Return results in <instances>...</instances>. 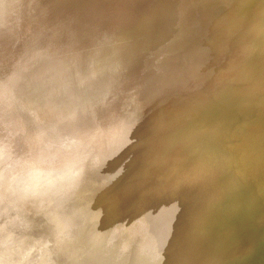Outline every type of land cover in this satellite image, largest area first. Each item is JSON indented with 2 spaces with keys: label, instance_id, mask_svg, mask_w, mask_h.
<instances>
[{
  "label": "bare ground",
  "instance_id": "bare-ground-1",
  "mask_svg": "<svg viewBox=\"0 0 264 264\" xmlns=\"http://www.w3.org/2000/svg\"><path fill=\"white\" fill-rule=\"evenodd\" d=\"M13 1L14 0H11V3H9L10 1L0 3V12L7 10L10 5L14 3ZM133 1L135 0H126L124 5L119 8L120 10L114 14L113 20L109 17L104 20L105 24L109 22H121L118 24H123V26L126 24L125 28H128V31L150 27L148 34H146L149 38L145 40V44H152V42H155L153 40L154 37L152 38L153 34H156L158 37H168L169 33L172 35L171 31L173 30L170 31L169 28L172 23L171 20L175 18L174 13L171 12V10H167L169 9L166 8L167 5L162 6L160 14L164 17H169L170 24L165 23L166 25L164 26H158L156 19L154 20L150 13L147 14L152 11L154 7L152 6L150 8L151 10L143 15L141 14V9H139L141 10L140 12L133 15L135 9L138 8L133 6L139 5L138 3L136 4L137 1ZM166 1V3L169 4V0ZM238 1L239 0L235 2L238 3ZM245 2L247 1L245 0ZM56 3L59 4V0H51L50 2H46L43 8L45 11L48 10L49 12ZM233 4L235 6V3ZM229 5H231V3H229ZM182 6V11H184L189 7V4L183 1ZM59 7L55 6L52 10L55 11V8ZM14 8L17 10L16 6H14ZM90 8L91 7H88L84 16H75L78 24L70 29L72 35L75 34L74 36H80L90 30H94L95 25L104 24L102 21L99 22L100 19L98 18L97 22H95L96 14L94 13V9ZM103 11L109 13L108 10ZM76 12L78 14L79 9H77ZM52 14L54 15L55 12L52 13L51 11V15ZM239 16L240 18L242 17L241 15ZM238 18L237 16V19ZM67 20L68 19L62 16H57L50 24H46L48 26L46 29L51 31L49 35L50 39L62 34L61 37L64 36L67 40L66 32L69 30H67L64 35V32H62L63 29L60 27L61 25L58 28L52 27V23L55 21H60V23H62ZM241 20H243V17ZM26 22L28 23L29 21L27 20ZM176 24L178 25V23ZM176 24H173V27H175ZM2 25L9 24L2 23ZM53 25L56 26V24ZM66 25L69 26V22ZM66 25L63 27L64 29ZM242 25L243 23L241 26ZM3 26H0V44H2L1 42L4 43L3 36L5 34L10 33L9 35H12V32H6V27L4 28ZM43 27L44 26H40V28ZM35 28L37 27L34 25V29ZM40 28L38 29L40 30ZM178 29L186 31L180 24L177 26V31ZM7 30H9V28ZM43 30L45 33V29ZM38 32L37 34H40L41 31ZM47 32L49 33V31ZM47 32L46 34L48 35ZM183 33L184 32H182V34ZM125 34L127 36L126 30ZM173 34L176 35L178 33L176 32V34ZM216 34L217 33H213V35ZM11 37H19L17 40L22 38L17 31H15V34ZM39 38L40 36L38 37V41L40 40L41 42L42 36L40 39ZM44 38L46 39V36H44ZM238 39L239 38H230L229 40L227 39L225 43H223L224 40H217V48L222 47L225 51L235 48L238 50L237 52H240L244 47L238 43V41L241 40ZM22 40L24 39H20L21 42ZM35 40L36 39H34V41ZM52 40L55 41L56 39ZM66 40L61 42H66ZM38 41L33 44L29 43L30 46L28 45L29 48L26 49L22 47V44L21 52H15V54H18L17 59L21 58L24 62L25 57H28L26 56V52L30 51L33 55L35 54L34 57L32 55L33 58L29 55L30 57L26 59L28 63L25 62V64H27V66H24L26 69L24 67H19L21 69H19V71L18 69L16 70L15 66H17L18 63L16 62L14 69L17 74L14 73V76H7V78L4 77V79L2 78V80H0L3 89L10 90L13 94L12 96H15L17 94L12 89L14 84H18V80H22L21 78L24 77L26 71L32 74V76L30 75V80H27L28 84L26 83V91H31L32 93L26 95L23 97V100L20 101L23 105H27L25 117L29 119V126L20 128L22 125L20 124V120H16V123L12 121L9 125H17L15 126L17 130L6 134L5 129L9 125L5 122L9 120L4 121V112L2 113L3 110L0 108V264H224L223 258L226 257L224 255L227 252L229 258L231 254L235 255H231V258H235L237 254L239 258V256L242 255L241 253H237V251L231 249L232 247L225 245V243H229V239L232 237L235 238L236 236L238 237V235L232 232L230 233L228 229L220 228L211 218H208L205 213H203L201 207L198 205V202L204 199L202 193L196 198L188 196L186 193L185 181H183V177L178 172L176 157L167 159L154 157L153 154H144L145 152L142 146L147 143L152 145V141L154 140L148 139L151 133H154L151 131L152 126L154 130L156 127L150 119L144 118V113L141 114L143 107L132 108L127 104H123L124 106L120 104V106L118 104L120 102V91L116 90L119 93H115L114 91L112 94L113 87L110 86V83H104L93 77L91 64L84 62V64H86L85 66L88 67V71L86 67L81 65V68L84 67L85 70L82 71L83 68L81 69L79 65V70L76 67L78 64L77 60V64L74 61L76 57H67L70 55L68 54L69 52L67 53L68 55H64L63 57V54H66L64 52L68 50L67 48L73 45L72 40H68V43L71 42V46H69L70 44H63L60 42L61 46L66 49L60 46L61 49H59H63L64 51L62 50L63 52L60 53L61 51L59 49L56 50V53H58V55L55 53L57 57L61 54L57 61L59 64H57L58 67L56 66V69L58 68L60 70L61 76V68L69 69V66L72 65L71 59H73V63H75L74 67H76L79 72L77 71V73L76 69L72 67L73 70H69L68 72L71 75L76 72L77 75H73V78L70 76L69 78V73L64 71L66 74H62V77L58 79L68 83H70V81L79 83L80 81L83 82L84 85L81 83L80 88L77 86L78 89H76L75 92L73 91L75 87L73 90L71 89L73 88V84L70 86L65 83L63 92L68 93L69 97L67 99L68 101L66 100L64 103L62 102V104L57 100V95H54L60 92L52 94V91H50L51 86L57 84V78L56 83H53V79H47V77L51 76L52 71L51 73H49V71V74L46 75L45 69H43H47L45 66L48 62L49 64L47 66H49L51 60L48 61L47 56L46 59L43 57L45 60L42 58V61L40 60L41 53L49 50V45H52L54 41L52 42L49 40L48 46H38ZM13 42L14 41L11 43ZM5 43L4 45L6 46ZM237 43L238 45H236ZM35 44H37V46ZM181 44H183L181 40L169 42L168 46L171 53L181 52V48L184 47V45ZM54 45L58 46L60 44L57 45V43H53V46ZM74 45L76 46V44ZM50 47L52 48V46ZM177 47L180 50H178ZM3 48L1 49L0 47V61H2L1 58H4L5 55L10 54L9 52H12L13 49L10 48L8 50L6 47L7 50H3ZM72 48L69 50L70 52H72V50L75 51V48ZM238 48H240V50ZM200 49L203 48H191L186 53H180L174 57L170 56L171 58L168 62L171 63V66L175 64L173 66H176L177 69L180 68L183 70L187 68L188 70L191 67L188 66L189 64L187 65L186 61L195 54L194 57L198 54L201 55L204 51L202 50V52ZM176 50L178 51L176 52ZM48 53H45V55L48 54V56H52L50 52ZM55 54H53V57ZM51 56L49 59H52V64L58 58L54 59L56 57L51 58ZM71 56H74L73 52ZM62 57L65 58L64 60L66 61L71 60L69 61L70 63L64 60L63 63L62 60H60ZM30 58L31 61L29 62ZM21 60H19V62H21ZM43 61L47 62L45 63L46 65L41 63ZM60 61L62 64H60ZM39 62L40 65H43V68H41L42 65L39 67L36 66ZM55 63L54 65H56ZM202 64H205L207 68L204 66L201 67L200 65ZM19 65L22 64L20 63ZM206 65L208 64L198 62L196 66L192 67V72L190 69L188 70L189 72H186V69H184L183 71H185V74L180 78L184 88L181 91L186 96L191 95L196 102L193 108L196 112L193 113V116L203 107L205 111L207 109L209 112L214 108L210 100V92L212 89L211 84L213 83L214 85L215 82H209L212 77L214 78V73L212 74L209 65ZM53 68L50 67L48 70L53 69L54 72L55 66ZM171 72L170 69L169 72H156V74H152L148 76V78L150 81L153 80V76H156L154 80L161 79L162 81H160L159 85L168 89L167 82L163 80L162 77L169 75ZM41 74L44 76L42 77ZM56 74L58 77L59 72ZM25 76H27L28 79L29 76L27 74ZM55 77L56 75L54 78ZM154 80L151 82L153 83ZM82 85L83 87H81ZM70 90L73 92L71 93ZM60 91L62 92V90ZM44 99L45 101H43ZM113 99H115V101H113ZM111 101L112 103H109ZM155 102L156 105H160L161 103L159 100ZM107 104H111L109 108ZM171 105L173 106L174 104H169L170 107ZM104 107L108 111H106ZM2 108L4 109V107ZM101 108H103V110ZM4 111H6V109H4ZM79 113L83 115L81 119L87 116L85 118L87 120L85 121L84 119V123L82 124L76 121L80 119L76 118ZM191 117L192 116H190V118ZM8 118L11 117L9 116ZM143 118L147 120L144 121ZM190 118L188 117L187 121H189ZM106 120L109 121L107 122ZM140 120H143L144 124L140 122ZM61 121L66 122V124H62ZM75 121L79 126L74 123ZM80 121L82 122V120ZM104 121L108 123V125L106 123V127L102 124ZM202 121L200 122L198 120V123H202ZM67 124L69 126L68 134L67 132H63ZM35 125H38L40 129H33V131H31ZM101 125H104V127ZM144 125H146V127ZM193 125L189 122L186 131L177 132L178 136L182 137L181 140L185 142H190L192 140V136L195 135ZM196 125L198 127V124ZM143 127L145 129L143 132L147 133L151 131L149 135L147 134L149 137L147 141L146 138L145 140L143 139L146 144H141L140 141V137L142 136L140 131ZM73 128L76 129L73 130ZM199 129H201V126ZM27 130L31 133H27ZM42 131L46 132L43 135L41 134V136L44 137V139H42L43 142H41L42 140L40 141V139H38L40 142L35 141L32 133L40 134ZM199 131L197 129L196 132L198 133ZM144 136L142 137L144 138ZM144 141H142V143H145ZM208 143L209 142L206 144ZM201 147H199L197 151L204 150L205 146L203 147L202 145ZM145 148L146 153L149 152V150L147 151L148 147ZM152 151L150 149L149 153ZM67 152H69L70 155ZM138 159H142L140 161L143 162H141L140 165H134ZM242 186H244L243 183ZM250 197L251 200L249 201L250 203H247V206L249 204L253 205L258 203V197L256 198L252 193ZM241 204L242 203L237 200L233 205L231 204L227 209L228 211L226 213L230 214L226 216V219L227 217L230 218V220L231 218L234 219L235 215L241 216ZM251 207L253 209L254 205ZM248 209L250 210V205ZM223 219H225V217ZM261 219H263V217H261ZM190 220L193 222L191 225L188 224ZM253 221L254 220H252V222ZM232 222L237 229L240 228L237 225V221L235 222L232 220ZM253 228V225L247 227L242 234L248 237L254 233ZM215 230H217L215 236L217 238H214L215 240L212 243L204 247L202 238L206 234L214 233ZM226 250L228 251L226 252ZM235 264H239V259L236 260Z\"/></svg>",
  "mask_w": 264,
  "mask_h": 264
},
{
  "label": "rangeland",
  "instance_id": "rangeland-1",
  "mask_svg": "<svg viewBox=\"0 0 264 264\" xmlns=\"http://www.w3.org/2000/svg\"><path fill=\"white\" fill-rule=\"evenodd\" d=\"M6 1H10L9 3H11V0ZM50 1L51 0H14V3H12L7 10L0 12V26H3L2 23H8L10 27L9 25H4L3 27H6V32H12V35L7 33L5 35L8 36H3V41L4 43L6 42V46L3 42H1L4 48L2 44H0V47L1 49L3 48V50H7L6 47L8 50L13 48V53L9 52L10 54H7L4 56V58H1L0 80H2V78L4 79V77L7 78V76L10 77L17 74L16 70L18 69L19 71V69H21L19 67L23 68L24 66H27L28 63L26 59L30 56L32 57L33 55L30 51V54L29 52H26V56L28 57H25V62L27 63L25 64L24 60H21V58L17 59L18 54L16 53V55L15 52H21L22 47L25 49L29 48L30 44L38 41L39 36L40 38L42 36V41L40 42L39 40L37 42L38 46H48L49 40L53 42L54 40L52 39H56V42L54 41L53 43L60 45L53 46V43L50 42L52 43V45H49L50 51L46 49L47 51H43L44 53H41V57H38H40V60L41 58L45 60L47 56L48 61L51 60L50 65H53L49 66L51 68L55 66V70L57 72L55 70L53 72L54 68L48 70L50 68L47 66L49 62H41L44 63L43 65H46L45 63H47L45 66L47 69L43 68V65L41 64V68L45 69L46 75L52 71L51 76L53 78L50 76L47 77V79L51 78L53 79L52 82L54 81L53 83H56L57 78V84L51 86L50 88L52 94L55 92H60L54 94L57 95V100H59L61 103H64L69 97L68 93L63 92L65 83L66 85L68 84L70 86L73 84V88H71L73 90L75 87L73 91L78 89L77 86L80 88L81 83L84 85V83L80 81L79 84L76 83V81H70V83H68L64 82L63 80H59L60 77H62V74L69 73V70H73L72 67L75 69L79 66L81 68V65L86 67L84 62L91 64L93 77L101 80L104 83H110V86L113 87L112 94L114 91L117 93L118 91L116 90L120 91L119 105L127 104L132 108H137L140 106L143 107L141 114L144 113L143 115L145 117H143L147 118L148 120L150 119L153 125L156 127L154 130L152 126L154 131L151 129V131L154 133H151V131L147 133L143 132V130L145 131L144 127L141 128L142 130L139 129L141 130L140 134H142V136L145 134V136H147L149 133L152 135V137L151 135L149 136L150 138L148 136H144V138L141 136V144H146L144 141L145 138L146 141L148 138V140H154L152 141V145L147 143L146 145L142 146L143 151L145 152L143 153L153 154L154 157L156 156L167 159L176 157L175 159L178 165V172L183 177V181H185V188L188 196L196 198L202 193L204 199L201 202H198V205L201 207L203 213H205L208 218H211L220 228L228 229L230 233L232 232L233 234L238 235V237L236 236L235 238L232 237L229 239V243H225V245L232 247L231 249H234L237 251V253L239 252L242 254V257L239 256L238 258L239 264H264V9H260L264 8V0H246L247 2H245V0H239L241 2L238 1V3H236L237 0H169V4L166 3V0H135L133 2L137 1L136 4L138 3L139 5L133 6L135 8L138 7L136 8L137 11L135 9L133 15L137 12H140L141 10V14L143 15L151 10L150 8L153 6L154 9H152V11L148 12L147 14L150 13L153 19H156L158 26L170 24L169 17H164L162 14H160L162 6L167 5L166 8H169L167 10H171V12L174 13L175 19L171 20L172 23L170 24L171 27L169 30H173L171 31L172 35H174L173 33L176 34V32L178 34L174 35L175 37L172 36L171 33L168 34V37H158L156 34V36L153 34L152 38L154 37L153 40L156 43L152 42V44H145V40L149 38L146 34H148L150 27L146 29L137 28L133 31H128V28H125L126 24H124L125 26H123V24H118L121 22H109L108 24H105L104 20L108 19L109 17L111 20H113L114 14L120 10L119 8L124 5L126 0H59V4L56 3L54 5L56 7H60L55 8L56 10L54 9L55 11H53L52 9L55 7L53 5L52 9L48 12V10L45 11L43 7L46 2ZM183 1L188 2L189 4V7L184 11H182ZM229 3H231V5H229ZM233 3H235V6ZM14 6H16L17 10L14 8ZM88 7L94 9V13L96 14V20L94 19L95 22L100 19L99 22L102 21L104 24L95 25L94 30H88L89 32L84 31L86 33L81 34L80 36H74L75 34L72 35V33H70V29L74 27V25L76 26L78 24L75 16H84L88 10ZM77 9H79L78 14L76 12ZM103 10H108L109 13ZM51 11L52 13L55 12V14L51 15ZM239 15L243 17V20H241L242 17L240 18ZM57 16H62L63 18L68 19L62 23H60V21H55L52 23L53 28H58L61 25L60 27L63 29L62 32H64V35L65 32L69 30L66 32L67 40L64 36L61 37L62 34L51 39L49 37L51 31L46 29L48 27L47 25L50 24L52 20L54 21V18ZM237 16L240 19H237ZM27 20L29 21L28 23L26 22ZM66 22H69V26L66 25ZM176 23H178V25ZM242 23L243 25L241 26ZM53 24H56V26ZM64 24L66 25L65 29L63 28L65 27ZM173 24H176V28L173 27ZM179 24L183 26L184 30H186L182 31L178 29V31L180 30L179 32H184L183 34L182 32L179 33L177 31V26H179ZM34 25L37 28L34 29ZM40 26L44 27L40 28ZM8 28L9 30H7ZM38 28H40V30ZM43 29H45V33L43 32ZM125 30L127 31V36L125 34ZM15 31H17L22 37L20 39H24L22 42L20 39L17 40L19 37H11L15 34ZM38 31L43 33L40 32V34H37ZM47 31H49V33ZM213 33L217 34L213 35ZM44 36H46V39ZM60 37L61 39H65L61 40ZM58 38L61 41L66 40V42H61L58 40ZM230 38H239L238 40L241 39L238 41V43L244 47L243 50L238 48L240 52H237L238 50L235 48L229 49L228 51H225V49L223 50L222 47L217 48V40H224L223 43H225L226 40H229ZM34 39L36 40L34 41ZM68 40H72L73 45L70 44L71 42L68 43ZM171 40H181V42L183 41V44L181 45H184V47L181 48V52L171 53L168 46V43L172 42ZM10 41L14 42L11 43ZM60 42L63 44H70L69 46H73V48L72 46H65L69 47L70 49L67 48L68 50L67 52H64L66 54H63V57L64 55L66 56L70 54L67 57H76L74 61H78V64L76 62L77 66L74 67L75 63H73L74 61L71 59L73 66L70 65L69 69L65 68L67 71L64 68H61V76L60 70L58 68L56 69L57 64H59L57 61L61 55L59 54V57L56 56V54L58 55L56 50L61 46ZM238 43L236 45H238ZM37 44L35 45L37 46ZM74 44H76V46ZM50 46H52V48ZM200 46L203 48L200 49V51L203 50L204 52L202 51L203 53L201 55L198 54L196 57H194L196 54L193 57L190 56L191 58H189V60H187L188 62L186 61V63L187 65L189 64V67H191L189 68L191 72L193 71V66H196L198 62H202L208 64L210 67V72L212 74L214 73V78L212 77L213 80L211 79L209 81L210 83H212V81L215 82L214 85L213 83L211 84L212 89L210 92V100L212 101L211 103H213L212 106L214 108L209 112L207 109L205 111V108L203 107L200 109L201 111L199 110V112L194 115V117L193 113L196 111L193 108L196 105V102L191 95L186 96L181 91L184 88L180 78H182V75L185 74V71L183 70L186 69L187 72L189 69H183V67V70L180 68L177 69L176 66H173L175 64L171 66V63L168 61L171 58L170 56L174 57L180 53H186L191 48H201ZM61 47L64 48L63 46ZM71 48H75V51L72 50L74 56H71L72 52L69 51ZM62 50H60V53L64 51ZM178 50H176V52ZM48 52L52 54V56L50 55L51 58H58L55 60L56 63L54 62L56 65H54V63L51 64L53 61L52 59H49L50 56H48ZM45 53L48 54L45 55ZM53 54H55L54 57ZM43 57H45V59ZM63 57L60 59L63 63L64 61H71H66ZM19 60H21V62H19ZM30 61L31 58L29 62ZM16 62L19 64L21 63L22 65L17 63L15 70L14 65H16ZM62 62L60 64H62ZM41 65L39 62L36 66L39 67ZM200 66L205 67V64ZM84 67H82L83 69L81 68L82 71H85ZM86 68L88 71V67ZM169 69L172 72L169 73V75L162 77L163 80H166L168 89H165V87L163 88L161 85H159L160 81H162L161 79L154 80L156 76L152 77L154 80L153 83L151 82L153 80L149 81L148 76L156 74V72H169ZM78 70L76 69V72ZM28 72L29 71H26L24 73V77L21 78L22 80H18V84H14L12 87V89L17 94L15 96H12L13 94L10 92V90L3 89L2 85L0 84V106L3 105L2 107H4L6 111H4L2 107L0 108L3 110L2 113L4 112V121L9 120L8 122H5L8 123L7 125H9V123L12 121L16 123V120H20V124H22L20 128L29 126V119L28 117H25L27 105L20 103V101L23 100V97L32 93L31 91H26L28 84L27 80L29 81V78L32 76V74ZM58 72L59 74L57 77L56 73ZM75 73L72 74L77 75V73ZM26 74L29 76L28 79L27 76H25ZM55 75L56 77L54 78ZM73 75L69 73V78L70 76L73 78ZM41 76L43 77L44 75L41 74ZM83 85L81 87H83ZM60 90H62V92ZM73 91L70 90L71 93ZM156 100L161 101L160 105H156ZM43 101H45V99ZM113 101H115V99H113ZM109 103H112V101ZM169 104L174 105H171L170 107ZM107 105L109 108L111 104ZM101 109L103 110V108ZM107 109L106 111H108ZM80 113L76 117L80 118L79 121L78 119L76 120V118L75 120L82 124L84 123V119L87 116L84 114L85 118L81 119L83 115H80ZM8 115L11 118H8ZM190 116H192V119ZM188 117L190 118L189 121H187ZM144 118L143 120L146 121L147 119ZM80 120H82V122ZM86 120L87 119H85V121ZM109 120L106 121L108 122ZM143 120H140V122L144 124ZM198 120L200 122L202 120L203 121L202 123L199 122V124ZM76 121L74 123L79 126ZM189 122L192 123V125L195 123L193 125L194 129L196 131L197 129L200 131L197 133L193 129L195 135L193 134L194 136H192V140L190 142H185L181 140L182 137H179L177 132L184 130L186 131ZM61 123L66 124V122L63 121H61ZM106 123L104 121L102 124H104L106 127L108 125V123L107 125ZM196 124H198L199 128L201 126V129H199ZM58 125L64 127L61 124ZM104 125L101 126L104 127ZM15 126L17 125L7 126L5 133L9 134L10 132L17 130ZM65 126L66 128H64L65 131L63 132H67L68 134L69 126L68 124ZM144 126L146 127V125ZM38 128L40 129L38 125H35L31 131H33V129L39 130ZM74 129L76 128H73V130ZM26 132L31 133L28 130ZM44 133L46 132L42 131L40 134L32 133V136L34 137L33 139H35V141H39L38 139H40L41 141L44 139L41 134L43 135ZM44 136L47 137L46 135ZM142 141L145 143H142ZM41 142H43V140ZM207 142L211 144H206ZM202 145L206 148L204 147V150L197 151V149H199V147ZM145 147H148L147 151L149 150L150 152L151 149V151L153 150L154 152L152 151L151 153H146ZM67 153L64 154L66 155ZM138 160L134 165H140V163L143 162L140 161L142 159ZM241 182L244 186H242ZM251 193L256 198L258 197L257 200L259 201L255 200L258 203L253 204V209L251 207L253 205L249 204V210V205L247 206V203L251 200ZM236 200L242 203L240 209L242 212L240 214L241 216L235 215L234 219L231 218L230 220L228 217L226 219V216L230 214L226 213L228 211V207L231 204L233 205ZM224 217L225 219H223ZM261 217H263V219H261ZM232 220L235 222L237 221V225L240 228L237 229L236 226L233 225ZM252 220L254 221L252 222ZM192 223L193 222L191 220L188 221V224L191 225ZM251 225L254 226V233L248 237H245L242 232ZM216 232L217 230H215L214 233L204 235L202 238L204 247H206L207 244L212 243L215 240L214 238H217L215 237ZM227 251L228 250H226V252ZM227 253H224V256H226L224 257L226 259L223 258L224 264H235L238 254L235 257V260L234 257L231 258V255L234 254L230 255V259L229 256H227Z\"/></svg>",
  "mask_w": 264,
  "mask_h": 264
},
{
  "label": "water",
  "instance_id": "water-1",
  "mask_svg": "<svg viewBox=\"0 0 264 264\" xmlns=\"http://www.w3.org/2000/svg\"><path fill=\"white\" fill-rule=\"evenodd\" d=\"M4 1H6V0H0V3H4ZM237 259H238V257H237Z\"/></svg>",
  "mask_w": 264,
  "mask_h": 264
}]
</instances>
